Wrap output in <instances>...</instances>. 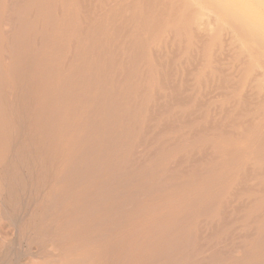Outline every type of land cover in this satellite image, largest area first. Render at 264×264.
<instances>
[{"label": "bare ground", "instance_id": "6f19581e", "mask_svg": "<svg viewBox=\"0 0 264 264\" xmlns=\"http://www.w3.org/2000/svg\"><path fill=\"white\" fill-rule=\"evenodd\" d=\"M0 264H264V0H0Z\"/></svg>", "mask_w": 264, "mask_h": 264}]
</instances>
